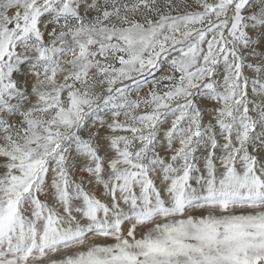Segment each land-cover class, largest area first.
<instances>
[{
  "label": "snow or ice",
  "instance_id": "1",
  "mask_svg": "<svg viewBox=\"0 0 264 264\" xmlns=\"http://www.w3.org/2000/svg\"><path fill=\"white\" fill-rule=\"evenodd\" d=\"M0 264H264V0H0Z\"/></svg>",
  "mask_w": 264,
  "mask_h": 264
}]
</instances>
